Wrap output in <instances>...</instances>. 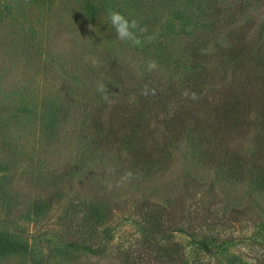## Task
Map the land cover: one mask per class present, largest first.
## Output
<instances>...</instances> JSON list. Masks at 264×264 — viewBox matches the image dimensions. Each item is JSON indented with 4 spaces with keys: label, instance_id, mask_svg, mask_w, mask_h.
<instances>
[{
    "label": "trees",
    "instance_id": "16d2710c",
    "mask_svg": "<svg viewBox=\"0 0 264 264\" xmlns=\"http://www.w3.org/2000/svg\"><path fill=\"white\" fill-rule=\"evenodd\" d=\"M134 1L138 11L148 6ZM84 3L87 23L104 24L105 3ZM12 5L0 0V21L15 9L23 10V4ZM171 14L173 19L161 12L152 22L143 17L138 20L150 26L140 33L137 53L128 48L130 42L123 41L135 58L144 60L142 66L125 69L114 51V59L105 65L88 61L66 66L69 70L62 66L72 81L63 96L48 99L56 109L40 123L41 138L52 147L69 133L74 141L86 145L99 166L122 176L130 171L131 179L138 181L155 175L183 147L190 159L225 185L247 184L256 193H264V0H200L173 8ZM169 25L170 30L176 28L175 33L164 32ZM149 61L157 64L152 71L147 69ZM18 105L23 108L14 120L31 115L23 100ZM253 126L258 129L248 153L245 142ZM17 165L14 157L0 154V171L8 172V179L0 181V260L27 259L29 242L23 234L29 223L42 228L41 238L50 235L70 250L101 253L103 240L116 230L113 203L106 197L79 196V201H69L53 213L62 200V188L45 198H27L10 179L9 172ZM185 200L180 197L169 204L144 198L137 202L132 219L140 232L134 239L136 246L152 251L159 260L173 262L178 257H164L165 248L159 241L164 242L170 230H177L189 235L197 249L219 252L235 240L231 234L220 233V227L228 222L245 225L250 217L247 203L212 209L217 202L214 194L209 202L199 199L200 204L192 201L188 205ZM255 222L264 228V217ZM256 231L252 237L260 233ZM67 237L70 240L64 241ZM136 257L131 264H142L140 251Z\"/></svg>",
    "mask_w": 264,
    "mask_h": 264
},
{
    "label": "rangeland",
    "instance_id": "374dc122",
    "mask_svg": "<svg viewBox=\"0 0 264 264\" xmlns=\"http://www.w3.org/2000/svg\"><path fill=\"white\" fill-rule=\"evenodd\" d=\"M2 1L4 4L14 3L13 8L18 4L24 5L23 10L16 12L15 9V13L3 16L0 21V154L14 157L18 164L9 172L14 188L27 194V198L32 195L45 198L57 188H62V200L53 213L66 207L69 201H79L80 197H106L113 203L117 222L116 230L110 239L103 240L105 247L98 254L70 250L64 242L59 244L49 234L47 239L41 238L42 228L35 229L33 223H29L23 234L29 242L27 259L0 260V264H131L139 251L144 256L142 264H182L183 259L187 261L185 264H264V228L255 222L264 217V193H256L247 184L228 182L225 185L224 181L220 182L210 171L190 159L185 148L178 149L155 175L138 181L123 180L120 173L108 172L106 167L99 166L90 157L86 145L74 141L69 133L58 145H45L39 126L55 112L54 103L49 104L48 99L63 96L66 86L72 81L63 73L64 69L69 70L66 66L73 68L78 62L82 66L88 61L92 65H105L114 59L113 51L125 69L142 66L144 60L139 56V59L135 58L131 51L137 53L138 50L131 42L128 47L131 51L123 47L125 43L116 38L115 30L109 29L112 26L107 13L104 24H88L84 0H45L39 4ZM100 1L105 3L103 10L106 12L111 9L129 21L143 17L148 22L161 12L173 19V8L200 2L141 0L148 6L138 11V2L134 0ZM140 26L148 27L150 23ZM171 28L169 25L164 32L175 33L176 28ZM11 97L15 101L1 103ZM21 100L31 115H25L18 121L13 117L23 108V105H18ZM257 129L253 126L248 133L245 142L248 153L253 150L251 139ZM5 174L8 172L0 171V181L8 179ZM212 194L216 195L217 201L212 209L244 203L250 207L247 224L228 222L220 227V233L231 234L235 240L225 244L219 252L206 253L197 249L189 235L177 230H170L167 239L159 241L165 248L162 250L164 257H178L173 262L159 260L152 251L136 246L134 239L140 232L132 219L136 217L137 202L145 198L171 204L181 197L188 205L192 201L200 204L199 199H208L209 202ZM16 200L15 203H19ZM220 212L218 217L222 214ZM253 230L260 233L252 237ZM68 240L69 237L64 238V241Z\"/></svg>",
    "mask_w": 264,
    "mask_h": 264
},
{
    "label": "clouds",
    "instance_id": "9594fccd",
    "mask_svg": "<svg viewBox=\"0 0 264 264\" xmlns=\"http://www.w3.org/2000/svg\"><path fill=\"white\" fill-rule=\"evenodd\" d=\"M107 17L108 21L110 22L112 28L115 30L116 33V38L120 41H125V42H131L133 46H140L142 41L137 35V32L143 33L147 29L145 27H141L138 23L137 20L133 19L129 21L124 15H122L118 11H113L109 9L107 11ZM157 67V64L155 61H149L147 64V69L148 71H152ZM100 91H104V86L100 85L99 86ZM145 95H148V89L145 88L144 91ZM152 94H155V91H152ZM193 98H195L193 94ZM104 99L107 100L108 97L104 96ZM133 178V173L132 172H127L125 175L122 177L123 180H130Z\"/></svg>",
    "mask_w": 264,
    "mask_h": 264
}]
</instances>
